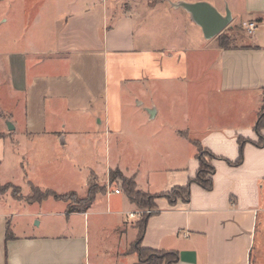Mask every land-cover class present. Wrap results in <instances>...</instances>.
I'll list each match as a JSON object with an SVG mask.
<instances>
[{"label": "crops", "instance_id": "1", "mask_svg": "<svg viewBox=\"0 0 264 264\" xmlns=\"http://www.w3.org/2000/svg\"><path fill=\"white\" fill-rule=\"evenodd\" d=\"M176 1L207 2L221 13L229 7L234 17L244 14L257 28L252 35L244 29L245 44L223 48V32L206 40L190 17V23L183 22L182 9L164 7L166 0L157 4L164 19L156 36L147 32L146 21L139 23L145 18L139 13L115 16L109 0H40L37 6L25 0L23 11L13 8V15L22 12L28 17L25 32L53 33L51 39L49 32L29 39L21 34L13 39L19 48L0 51V173L5 149L19 151L21 136L53 137L62 131L67 141V121L61 113L87 115L110 135L117 134L124 126V87L186 85L192 97L183 128L174 126L170 134L154 136L146 132L141 147L153 155L183 158L182 164L163 175L161 187L156 183L157 168L116 170L134 179L138 191L169 193L196 177L198 144L216 157L213 189L192 184L187 202L157 199L141 247L177 252V264H264V147L255 145V127L264 110V0H233V5L229 0ZM16 21L11 17L3 23ZM183 26L195 28L193 34H186ZM8 37L0 36V47ZM152 41L162 48L150 46ZM109 64L118 67L112 71ZM137 104L149 121L159 116L155 103ZM150 109L155 110L153 118L147 113ZM118 113L119 124L113 119ZM53 117L59 118V130L46 126ZM241 140L248 141L243 163L232 166L229 162L240 157ZM8 183L12 182H2L0 175V184ZM52 202L0 198V264H143L131 250L138 229L129 227L134 220L129 214L137 207L120 187L107 184L85 212H59L67 220L54 232L33 228L16 233L15 216L3 209L13 203L18 210L36 209ZM42 224L39 221L37 227Z\"/></svg>", "mask_w": 264, "mask_h": 264}, {"label": "rangeland", "instance_id": "2", "mask_svg": "<svg viewBox=\"0 0 264 264\" xmlns=\"http://www.w3.org/2000/svg\"><path fill=\"white\" fill-rule=\"evenodd\" d=\"M39 1L32 0V5L36 2L37 6ZM163 1L109 0V5L113 3L111 11L115 12V16L127 14L128 12H132L134 15L139 13V16L145 17L140 19L139 23L146 21L148 24L147 32L156 36L157 33H160L159 21L164 19L161 17L162 14H158L160 8L157 4L159 2L163 3ZM166 1L163 4L167 8H171L172 3L178 2L176 0ZM229 2L233 5V0H229ZM27 5L25 0H0V36L7 37L10 34V37H8L10 40L6 44H1V52L3 48H6L8 52L16 50L17 47L19 48V45H15L13 39L21 36V34L23 39L25 34L29 35L25 38L29 39L35 33L49 32V39L52 38L53 31L32 29L25 32L29 25L28 17L22 12L13 15V8L17 7L23 11ZM181 13L185 17L182 18L183 22L190 21L189 15L184 10H181ZM223 14H225L224 11ZM45 16L46 12L43 13L42 17ZM240 16V19L233 16V21L223 33L237 39L239 44H245L247 34L244 31V23L253 21H249L244 14ZM11 17L17 18L15 25L12 23L4 25V20ZM182 29L189 35L190 33L193 34L195 28L183 26ZM214 41H217V39ZM150 46L162 48V45L153 43V41ZM38 48H44V45H38ZM121 65H125V62ZM117 67L110 68L109 64L108 68L115 71ZM124 89V126L122 132L110 135L104 127H100L97 122L94 123V120L87 115L74 118L68 113H61V116H64L67 121L66 128L63 130L67 135V141L62 131L55 133L53 137L50 135L33 136L32 138L21 136L18 145L19 151H17V147L16 149H5V157L1 164L0 173L2 182H12L11 184L19 189H9L6 194L0 195V198L8 201L16 200V196L14 198L13 195H19L17 199L26 198L32 195L35 186L40 188L41 193L54 191L60 195H66L67 198H73L72 200L69 199L68 203H64L55 202L50 197L48 199H52V204L48 203L36 209L30 208V206H22L18 210V205L15 203L10 208H3L9 215L15 216L13 219L16 220L15 223L17 224L16 233H22L33 228L34 231L38 232L56 231V225L67 220L65 215H58V213L67 209L72 210L68 206L69 204L73 208H79V206H75V202L84 199L87 190L94 185H96L99 192H105L107 184L112 187H120L128 196L119 179L111 182L110 169L116 170L118 167L120 170L130 173L137 168H140L143 172L157 168L159 176L156 178V183L157 186L161 187L163 185V175L182 164L183 158L173 157V159H170L167 155L164 157L157 154L153 155L141 147L144 146L142 142L146 132L150 136H154L158 133L170 134L171 127L174 126L183 128L192 97L187 86L146 84L144 87L129 89L124 87ZM138 102L155 103L159 108V116L155 120L149 121L146 113L141 110L143 107L137 106ZM51 108H54V106ZM113 119L119 124L120 113L116 117L114 116ZM46 126L47 128L59 130L61 127L59 118L48 119ZM164 129L166 131H163ZM63 138L64 141H62ZM203 157L208 164H212L213 160L209 156L203 155ZM5 185L0 184V187ZM171 194L174 195L173 192ZM98 198L103 197L99 196ZM153 210H143L137 207L136 213L143 216L149 214V211L153 212ZM140 217L134 218L129 227H137ZM39 221H42L43 224L37 227ZM158 256L156 255V257ZM167 260H169V264H173L172 256H168Z\"/></svg>", "mask_w": 264, "mask_h": 264}, {"label": "trees", "instance_id": "3", "mask_svg": "<svg viewBox=\"0 0 264 264\" xmlns=\"http://www.w3.org/2000/svg\"><path fill=\"white\" fill-rule=\"evenodd\" d=\"M258 23H262L263 19L258 18ZM220 44L223 46V48H231L234 45L238 43L237 39L232 38L230 35H226L222 33L219 36ZM262 130H264V110L261 112V114L258 117L257 124L255 127V131L259 136V142L255 145L257 147H264V137L262 135ZM248 143V141L241 140L240 141V157L236 162H229L232 166H239L243 163L244 155H243V147L244 144ZM197 146V160L199 162V169L196 174V177L194 179H191L187 186L185 187H177L171 190L174 195L169 193H161V194H155V195H147L144 194L141 191L137 190V185L134 179H127L125 178L120 171L115 170L113 172H110L111 182H115L116 179H119L122 182V185L124 187V190L126 191L128 198L132 203H134L139 209L143 210H152L155 208V201L160 198H166L171 204H175L177 201L181 200L184 202L189 201L190 199V187L192 184H197L201 188H203L206 191H211L213 189V180L212 176L215 172V169L213 167V164L207 163L203 157V155L209 156L212 160H214L216 157L207 149H204L202 146L196 144ZM19 189L18 187H15L13 184L8 183L3 187H0V195L6 194L9 189ZM33 188V186H32ZM35 189L32 190V195L28 196L23 199H17L16 200L21 201L25 200V202L29 204L34 203H42L43 201L47 200L48 198L52 197L56 201L65 202L68 203L70 201L69 199L73 198H67L66 195H60L57 194L54 191H46L45 193H41L39 187H34ZM98 190L96 185L89 188V192L86 198L81 199L80 201L75 202V206H79V208H73L69 204L68 206L72 210H68V212H85L87 211L92 204L95 201V198L98 194ZM15 198V197H14ZM153 213H149L147 215H143L139 218V221L137 223V229H138V236L136 242L132 245L131 250L135 252L138 255L139 261L143 264H169V260H167L168 256L173 257V264H177L179 260V255L177 252H161L160 254H156L158 252L146 250L141 247V243L146 231L147 221L149 216H151ZM156 255H159L156 257ZM166 262V263H165Z\"/></svg>", "mask_w": 264, "mask_h": 264}, {"label": "water", "instance_id": "4", "mask_svg": "<svg viewBox=\"0 0 264 264\" xmlns=\"http://www.w3.org/2000/svg\"><path fill=\"white\" fill-rule=\"evenodd\" d=\"M174 9L184 10L190 20L198 26L206 40H211L219 36L233 21V15L229 7H226L225 14L218 11L216 7L207 2L189 3L178 1L172 3ZM151 118L155 115V110H147Z\"/></svg>", "mask_w": 264, "mask_h": 264}, {"label": "built area", "instance_id": "5", "mask_svg": "<svg viewBox=\"0 0 264 264\" xmlns=\"http://www.w3.org/2000/svg\"><path fill=\"white\" fill-rule=\"evenodd\" d=\"M257 28V24L255 22H248V23H244V29L250 34L252 35V33L256 30ZM115 193L119 194L120 191L119 190H116ZM148 213H153L152 211H149ZM141 214L140 213H131L129 214V217L131 219H134V218H137V217H140Z\"/></svg>", "mask_w": 264, "mask_h": 264}]
</instances>
